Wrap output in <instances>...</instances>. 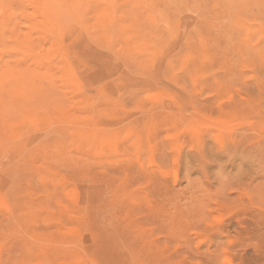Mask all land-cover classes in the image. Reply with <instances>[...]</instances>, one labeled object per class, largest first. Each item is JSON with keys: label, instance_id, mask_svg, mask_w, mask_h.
Segmentation results:
<instances>
[{"label": "rangeland", "instance_id": "obj_1", "mask_svg": "<svg viewBox=\"0 0 264 264\" xmlns=\"http://www.w3.org/2000/svg\"><path fill=\"white\" fill-rule=\"evenodd\" d=\"M0 264H264V0H0Z\"/></svg>", "mask_w": 264, "mask_h": 264}]
</instances>
